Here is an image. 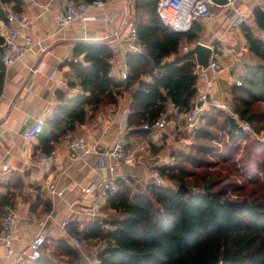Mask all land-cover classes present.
Here are the masks:
<instances>
[{
    "label": "trees",
    "instance_id": "16d2710c",
    "mask_svg": "<svg viewBox=\"0 0 264 264\" xmlns=\"http://www.w3.org/2000/svg\"><path fill=\"white\" fill-rule=\"evenodd\" d=\"M157 2L132 3L131 18L141 50L126 54L125 81L112 74L114 51L106 41L75 43L72 55L78 61L69 66L80 92L66 99L64 93L56 91L60 104L46 120L50 136L42 140L44 152L53 151L54 145L74 133L77 126L116 106L124 93L131 96L127 128L134 135H150L151 131L142 126L161 117L169 102L180 111L192 108L198 94L195 57L192 52L180 55L179 48L185 43L195 44L200 27L195 21L187 33L172 32L159 19ZM21 5L22 0H0V21L5 19L7 9L20 12ZM252 13L257 27L264 31V11L256 7ZM242 31L258 62L243 65L237 75L240 85L230 86L231 100L235 113L248 120L252 130L259 131L264 128V40L254 38L246 26ZM2 42L0 35V47ZM4 71L0 48V94ZM190 133L193 143L182 159L205 170L214 160H231L239 150L238 143L249 138L216 107L203 113L199 126ZM250 144L254 149L260 146L254 140ZM259 154L252 157L263 173L253 183L260 187L259 197L231 199L225 186L216 189L217 184L209 176L197 189L190 187L186 171L176 161L156 168L162 178L189 189L187 194H178L173 187L151 186L131 195V189L118 181V191L107 200L116 213V218L107 222L108 230L104 229L105 223L98 222L88 223L81 231L77 224H69L67 230L81 241L104 244L97 254L99 264H264V159L259 160ZM9 202V196L0 195V212ZM78 258L71 243L60 239L52 250L45 244L40 258L31 264H59Z\"/></svg>",
    "mask_w": 264,
    "mask_h": 264
},
{
    "label": "crops",
    "instance_id": "0c3cea01",
    "mask_svg": "<svg viewBox=\"0 0 264 264\" xmlns=\"http://www.w3.org/2000/svg\"><path fill=\"white\" fill-rule=\"evenodd\" d=\"M65 1L22 0L20 12L30 19L28 33L32 37L33 46L19 63L5 67L4 71L0 94V195L9 196L8 204H12L17 211V223L11 247L13 254H8L7 249L0 246V264H31L22 254L41 231L46 235V244L52 250L58 240L67 239L70 242V238L76 237L68 232L69 224H77L78 231L91 222L105 223L104 229H109L107 222L114 220L116 213L109 208L107 202H103L100 210L93 216L90 207L95 196L86 195L82 190L90 183H100L110 176L108 166L111 160L103 158L102 154L118 140L124 141L129 148L142 149L140 163L126 165L116 171V175L127 177L128 183H124L131 189V195L145 192L142 182L149 176L150 168L162 164V156H152L147 146L149 143L156 146L153 142L159 139L153 131L150 130L151 138L134 135V132L131 133L133 130L128 131L127 117L131 96L127 93L119 98L116 106L107 107L95 120L76 127L73 134L86 141L89 148L87 153L71 159L64 138L53 147L56 154L54 162H36L40 153H48L43 151L42 140L49 139L50 131L45 123L54 108L60 104L56 91L64 93L66 99L80 92L79 83L74 79L69 66L70 62L78 61L72 55L76 42L106 41L114 51L112 74L124 81L119 76L125 70L126 55L119 50L112 33L117 30L122 37L127 35V23L132 22L134 0H107L106 16L98 12L95 22H76L62 30L56 24L55 16L63 11ZM237 5L246 15L245 26L253 37L264 40V31L257 27L252 13L256 7L264 11V0H237ZM214 11L213 19L197 20L200 27L198 41L192 45L182 44L179 54H188L183 51L185 46L192 52L197 44L211 48L215 56L219 47L226 48L228 56L219 55L224 70L208 89L211 100L216 102L228 100L231 97L230 86L238 81L237 75L242 72L243 65L256 63L258 60L249 51L242 29L227 30L233 17L232 10L224 7L214 8ZM17 31L20 42L22 32L19 29ZM197 89L193 105L198 96L205 92L206 83L198 80ZM174 107L169 102L162 115L168 114L169 117ZM37 122H43V133L26 141L23 133ZM183 127H178V131L174 133V124L170 122L162 131L169 137L163 135L164 141L174 139L180 133L191 132ZM161 147L163 146H157ZM45 185H54L55 192L46 190ZM100 189L98 187L95 193L99 194ZM5 207L6 205L0 212V222ZM64 221L68 225L62 228L61 223ZM94 241H88V245H93ZM81 242L83 244L84 241ZM99 244L104 247L102 242ZM89 246L85 250L88 251Z\"/></svg>",
    "mask_w": 264,
    "mask_h": 264
},
{
    "label": "built area",
    "instance_id": "2783aa9c",
    "mask_svg": "<svg viewBox=\"0 0 264 264\" xmlns=\"http://www.w3.org/2000/svg\"><path fill=\"white\" fill-rule=\"evenodd\" d=\"M105 6L106 2L103 0H66L63 11L55 16V21L58 27L62 30L76 22H95L98 19L96 15L98 12L105 15ZM224 7H228L233 12V17L228 23L227 30L242 29L247 23V18L239 9L237 0H220V2H217L216 0H158L156 12L166 28L174 33L184 34L191 30L195 21L200 19H213L215 17L214 8ZM1 21L0 35L3 39L0 47L1 60L5 67H9L19 63L32 49L33 40L28 33L31 22L26 15L15 10H7L5 19ZM127 26L128 32L124 37H122L117 30H114L112 33L119 50L124 56L128 52H139L141 50L136 26L132 22H128ZM17 29L22 32L20 42V36ZM246 45H248V43H246ZM183 51L186 53L190 52L187 46L183 48ZM216 52H218L217 56L212 52L206 68L199 65L196 58L194 59L195 74L199 81L206 83V89L203 94L198 96L193 107L189 111H180L178 108L174 107V110L172 109L169 117L168 114H164L153 124L145 123L142 126L143 129L151 130L155 134H162L161 139L153 142L158 147L162 145L158 144L160 141L164 142L163 135L165 134L162 131L166 129V126L170 122L174 124V133H176L182 125L184 126L183 129L192 131L198 126L200 117L210 109V106H214L224 111L241 133L261 140V138L256 135V132L252 130L251 123L246 119H242L235 113L231 102H226V100L214 102L211 100V97L208 94V89L211 88L213 83L219 78L224 70V67L219 60V55L221 57L228 56V51L225 47H219ZM111 63L112 60L110 61V64ZM124 69L125 70H123L119 77L125 81L128 75V69L126 66ZM236 84L240 85V82H236ZM43 131V122H37L25 130L23 138L26 141L32 140L36 136L41 135ZM165 137L169 138L166 135ZM262 140H264V138H262ZM65 141L71 159L79 158L84 153H87L89 149L86 141L73 133H69L65 137ZM140 151H142V149L139 147L129 148L124 141L118 140L111 148L102 154L103 158L107 157L111 160V164L108 166L110 176L103 179L100 183L92 182L82 190L86 195L95 196V201L90 207L93 216H95L100 210L101 203L107 202L109 195L118 191V181L128 183L127 177L116 175V171L123 166L140 163L142 160ZM55 160L56 154L54 151L40 153L36 158L37 163L54 162ZM142 184L147 187L162 186L163 178L157 168H150L149 176L144 182H142ZM98 187L101 189L99 194H96L95 190ZM45 189L52 193L55 192L54 185H45ZM3 212L0 222V246H4L7 249L8 254H13L11 247L15 240L14 231L17 223V211L12 204H7ZM67 225L68 222L66 221L61 223L62 228ZM70 243L78 252L79 258L74 261H68L65 264H99L97 254L100 250H96L93 253L85 252L81 240L77 237L70 238ZM45 244L46 235L41 231L32 239L28 250L22 255L27 257L30 262H34L40 258L42 248Z\"/></svg>",
    "mask_w": 264,
    "mask_h": 264
},
{
    "label": "rangeland",
    "instance_id": "374dc122",
    "mask_svg": "<svg viewBox=\"0 0 264 264\" xmlns=\"http://www.w3.org/2000/svg\"><path fill=\"white\" fill-rule=\"evenodd\" d=\"M240 10L243 11V9ZM231 99L232 98L230 97L228 100H226V102L229 101L232 104ZM211 107L214 106H210V108ZM258 126L260 127V125ZM254 132H256V135L260 137L261 140L250 136L248 139L241 140L238 143L239 150L237 151L236 155L231 158V160H214L215 163L207 170L196 167L189 162H184V159H182V155H187L190 152L189 147L193 143L190 132H187L188 134L184 132L180 133L178 137L170 139L168 141H160L158 144H162L161 146L163 147L161 148H157V145L155 146L151 143H149L147 146L150 148L149 150L151 151L152 156H162V164L159 166L172 165L177 161L178 166L186 171L188 175L187 182L189 183L190 187H194L195 189H197L204 183L205 178L209 176L217 184L216 189H220L225 186L227 195L231 199L235 200L244 197L255 198L259 197L262 192L259 190L260 187L253 183L256 180L261 179L263 177V173L254 164V161H252V157L257 153H260L258 159H264V140H262V138H264V128L260 129L259 131L256 130ZM152 133L154 134V132ZM156 136H158L159 139H161L162 137V135L160 134H156ZM147 137L151 138L152 135L150 134ZM251 140L260 143V146L258 145L259 147H257V149H254L255 146L253 144H250ZM178 154H180L179 160H175V157ZM209 158L213 160V158ZM144 187L146 189L148 188L146 185H144ZM161 187H173L176 189L178 188V186L164 178ZM99 243L101 242L96 240L92 242L93 245L89 246V242L84 241L82 246L84 247V250L86 246H89L90 249L87 248L88 251H85L87 253H93L96 250H101V248L103 247Z\"/></svg>",
    "mask_w": 264,
    "mask_h": 264
},
{
    "label": "water",
    "instance_id": "95a60500",
    "mask_svg": "<svg viewBox=\"0 0 264 264\" xmlns=\"http://www.w3.org/2000/svg\"><path fill=\"white\" fill-rule=\"evenodd\" d=\"M192 53H194L197 63L202 67L206 68L209 62V58L212 54V49L203 44H197L195 47H193ZM133 132L134 131H131V133ZM188 192L189 189H187L184 185H180L177 188L178 194L184 195L187 194Z\"/></svg>",
    "mask_w": 264,
    "mask_h": 264
}]
</instances>
